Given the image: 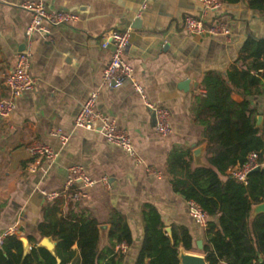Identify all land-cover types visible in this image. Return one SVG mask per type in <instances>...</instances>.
Here are the masks:
<instances>
[{"label": "crops", "instance_id": "1", "mask_svg": "<svg viewBox=\"0 0 264 264\" xmlns=\"http://www.w3.org/2000/svg\"><path fill=\"white\" fill-rule=\"evenodd\" d=\"M26 1L30 0H0V98L9 96L7 76L27 48L31 17L20 8ZM43 1L49 11L78 13L80 19L54 28L49 39L33 37L31 68L37 87L17 100L11 117L0 119V240L9 229H15L16 236L29 241L27 253L36 244L41 247L38 226L48 203L42 191L62 192L69 168L80 164L96 180L109 178L107 186L98 183L88 189L79 203L100 227L107 226L100 230L101 260L108 245L110 217L118 212L128 221L134 238L125 252L120 246L118 249L126 255L124 264L136 263L145 236L142 212L147 204L159 210L166 229L188 228L195 246L188 252L204 255L196 244H205L207 228L194 222L186 199L174 192L167 173L168 156L175 147L192 151L204 147L201 166H208L202 128L193 121L194 98L206 95L202 87L206 74H225L234 66L242 70L251 64V59H241L242 52L250 39H264V14L251 10L247 0H242L205 17L207 22L227 25L231 34L225 38L185 31L187 16L203 14L198 0ZM128 27L133 33L125 59L148 100L170 111V136L157 135L155 115L129 83L119 88L104 84L103 72L112 48L104 49L102 40L109 32ZM93 92H98L97 110L113 116L129 133L139 161L108 143L101 133L75 127V118ZM232 98L244 101L238 93ZM250 101L253 108L264 112V94ZM53 129L70 136L69 142L63 145L51 137ZM36 141L50 144L58 157L52 162L39 160L32 172L37 158L28 146ZM148 168L160 176H151ZM210 220L217 223L218 217ZM53 242L57 248V241Z\"/></svg>", "mask_w": 264, "mask_h": 264}, {"label": "trees", "instance_id": "2", "mask_svg": "<svg viewBox=\"0 0 264 264\" xmlns=\"http://www.w3.org/2000/svg\"><path fill=\"white\" fill-rule=\"evenodd\" d=\"M247 5L264 14V0H247ZM241 59L252 62L242 70L234 66L225 74H206L202 81L206 95L193 101V121L202 128L208 166H195L193 151L187 147H175L167 161L174 192L200 204L210 218L218 217L217 223L209 219L206 229L202 252L209 264H264V214L253 223L250 219L252 206L264 202V170L252 172L247 185L228 175L251 153L264 156V121L262 128L257 127V118H264V112L250 101L264 94V39H250ZM234 93L244 101L233 100ZM67 197L48 202L38 226L42 238L57 241L56 254L36 244L25 255L21 239L9 235L0 246V264H124L126 255L118 247L134 243L128 221L118 212L111 215L101 260L99 222ZM142 217L145 236L135 264H179L181 249L195 250L189 229L176 227L170 235L155 206L145 205Z\"/></svg>", "mask_w": 264, "mask_h": 264}, {"label": "built area", "instance_id": "3", "mask_svg": "<svg viewBox=\"0 0 264 264\" xmlns=\"http://www.w3.org/2000/svg\"><path fill=\"white\" fill-rule=\"evenodd\" d=\"M163 1V0H159ZM203 4V14L200 17L187 16L185 18V31L194 36H213L228 38L231 34L227 25L223 22H207L205 17L210 14L220 12L227 3L223 0H198ZM20 8L26 11L31 21L27 28V48L22 51L17 60L15 69L7 76L6 87L9 91L7 98H0V119L11 117L17 108V100L25 93L34 91L37 87L38 80L32 74V39L35 35H40L45 39L52 36L54 28L70 26L79 21L78 13L61 10L49 11L43 0H30L20 4ZM133 29L128 27L109 32L102 40L104 49L112 48L109 61L103 72L104 84L111 88H119L125 84H130L135 92L144 100L145 106L153 112L156 118L155 131L162 137L170 136L173 133L171 114L168 108L156 105L147 98L144 87L137 82L134 68L126 61L125 53L130 46ZM98 92H93L74 121L76 128L98 132L103 135L105 140L113 144L131 157L139 161L136 154L133 141L129 133L122 129L113 116L104 115L96 108ZM50 136L58 139L63 145L67 144L70 136L64 134L60 129H53ZM29 153L37 158V163L32 167V172H36L39 160L52 162L57 159L58 153L54 148L44 142H33L28 146ZM264 168V156L259 153H251L247 161L228 171V175L239 183L248 184V177L256 169ZM148 174L158 177L160 173L157 170L148 168ZM109 184V178L103 177L96 180L89 176L85 168L76 164L69 168L68 177L64 190L60 191H42L43 197L48 202H53L61 196H68L74 202L80 203L87 196L88 189L93 188L96 184ZM189 216L194 222L201 227L207 228L209 215L202 206L195 201H187ZM15 229H9L0 240V246L5 237L16 235ZM123 252L126 250V244L120 246Z\"/></svg>", "mask_w": 264, "mask_h": 264}, {"label": "water", "instance_id": "4", "mask_svg": "<svg viewBox=\"0 0 264 264\" xmlns=\"http://www.w3.org/2000/svg\"><path fill=\"white\" fill-rule=\"evenodd\" d=\"M257 127L262 128L263 127V116H259L257 120ZM204 151V147H199L193 151L194 155V161L197 166L202 165V153ZM260 169H256L255 171H259ZM264 170V168L262 169ZM264 214V202L260 204H255L252 206L250 219L253 222L259 215ZM107 229V226H101L100 230L104 231ZM167 232L171 235L172 230L170 228L166 229ZM21 241L24 244V250L25 255L27 254L29 250V241L25 238H22ZM41 247L47 248L49 251H51L52 254H56V243L53 242L52 238H43L41 243ZM197 248L202 251L204 249V244L202 241H198L196 244ZM179 264H209L206 260L205 255L196 254L193 252H186L185 250L181 249L179 252ZM223 264V263H220Z\"/></svg>", "mask_w": 264, "mask_h": 264}]
</instances>
